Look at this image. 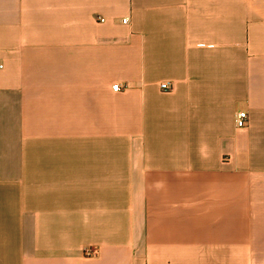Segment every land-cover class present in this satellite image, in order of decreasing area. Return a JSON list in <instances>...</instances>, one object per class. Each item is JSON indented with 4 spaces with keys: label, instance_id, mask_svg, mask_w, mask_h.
I'll return each instance as SVG.
<instances>
[{
    "label": "crops",
    "instance_id": "obj_1",
    "mask_svg": "<svg viewBox=\"0 0 264 264\" xmlns=\"http://www.w3.org/2000/svg\"><path fill=\"white\" fill-rule=\"evenodd\" d=\"M0 264H264V0H0Z\"/></svg>",
    "mask_w": 264,
    "mask_h": 264
},
{
    "label": "built area",
    "instance_id": "obj_2",
    "mask_svg": "<svg viewBox=\"0 0 264 264\" xmlns=\"http://www.w3.org/2000/svg\"><path fill=\"white\" fill-rule=\"evenodd\" d=\"M127 19H124L126 21ZM125 81H117L113 84L114 91H120L124 87ZM161 88L164 90H172L173 84L170 81H164L160 84ZM236 125L239 128H245L248 125V111L246 108V104L244 102L240 103L236 109V117H235ZM85 254L88 256H94L97 254V251L91 247L85 250Z\"/></svg>",
    "mask_w": 264,
    "mask_h": 264
}]
</instances>
